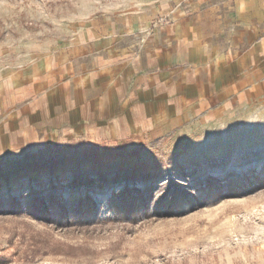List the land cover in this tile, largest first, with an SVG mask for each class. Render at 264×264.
<instances>
[{
	"label": "rangeland",
	"instance_id": "374dc122",
	"mask_svg": "<svg viewBox=\"0 0 264 264\" xmlns=\"http://www.w3.org/2000/svg\"><path fill=\"white\" fill-rule=\"evenodd\" d=\"M136 1L0 0V52ZM42 239L85 254L31 260ZM0 264H264V108L212 136L79 140L0 167Z\"/></svg>",
	"mask_w": 264,
	"mask_h": 264
},
{
	"label": "crops",
	"instance_id": "0c3cea01",
	"mask_svg": "<svg viewBox=\"0 0 264 264\" xmlns=\"http://www.w3.org/2000/svg\"><path fill=\"white\" fill-rule=\"evenodd\" d=\"M259 108L264 0L108 6L62 40L0 52V167L79 140L212 136Z\"/></svg>",
	"mask_w": 264,
	"mask_h": 264
},
{
	"label": "trees",
	"instance_id": "16d2710c",
	"mask_svg": "<svg viewBox=\"0 0 264 264\" xmlns=\"http://www.w3.org/2000/svg\"><path fill=\"white\" fill-rule=\"evenodd\" d=\"M82 202V200H81ZM94 205V202H92ZM126 204V203H125ZM42 206H46L45 201L35 203L34 209L38 210L41 209ZM47 208V206L45 207ZM28 250L25 251L27 253V257L31 260H35L40 256H48V255H67L72 257H79L80 254H85L83 251L84 249L81 247H76L72 245H67L64 243H55L51 239H42L34 241L32 245H30ZM30 254H28V252Z\"/></svg>",
	"mask_w": 264,
	"mask_h": 264
},
{
	"label": "built area",
	"instance_id": "2783aa9c",
	"mask_svg": "<svg viewBox=\"0 0 264 264\" xmlns=\"http://www.w3.org/2000/svg\"><path fill=\"white\" fill-rule=\"evenodd\" d=\"M169 23L168 17H160L155 22H153V28L163 26Z\"/></svg>",
	"mask_w": 264,
	"mask_h": 264
}]
</instances>
